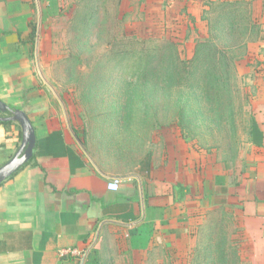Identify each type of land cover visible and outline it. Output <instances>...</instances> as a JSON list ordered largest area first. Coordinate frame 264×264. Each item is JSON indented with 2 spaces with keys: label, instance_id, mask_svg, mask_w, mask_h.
Wrapping results in <instances>:
<instances>
[{
  "label": "crops",
  "instance_id": "obj_1",
  "mask_svg": "<svg viewBox=\"0 0 264 264\" xmlns=\"http://www.w3.org/2000/svg\"><path fill=\"white\" fill-rule=\"evenodd\" d=\"M227 1L248 3L264 53V0ZM34 2L0 0V99L36 132L32 159L0 184V264H192L211 214L229 218L235 264H264V75L238 155L178 145L157 119L59 97L36 58ZM21 143L20 124L0 121V166Z\"/></svg>",
  "mask_w": 264,
  "mask_h": 264
},
{
  "label": "rangeland",
  "instance_id": "obj_2",
  "mask_svg": "<svg viewBox=\"0 0 264 264\" xmlns=\"http://www.w3.org/2000/svg\"><path fill=\"white\" fill-rule=\"evenodd\" d=\"M34 1L38 64L47 72V84L59 97L67 94L73 108L157 119L166 124L160 128L173 129L178 145L184 141L207 153L238 155L264 75L263 52L253 45L262 27L245 1L223 6V0H203L201 9L196 0ZM206 39L235 46L224 60L229 66L216 71L210 85L201 61L191 62L197 43ZM164 48L170 62L156 54ZM174 62L181 71L173 72ZM213 216L201 230L192 264H235L229 218L215 222Z\"/></svg>",
  "mask_w": 264,
  "mask_h": 264
},
{
  "label": "trees",
  "instance_id": "obj_3",
  "mask_svg": "<svg viewBox=\"0 0 264 264\" xmlns=\"http://www.w3.org/2000/svg\"><path fill=\"white\" fill-rule=\"evenodd\" d=\"M239 2L240 1H233L232 2V1L223 0V3H225V4H223V6H227V5H232L233 6V4L239 5L240 4ZM245 5L247 6L248 3H245ZM228 30H230V32L232 33L235 30L234 25L233 26H229ZM34 32H36V28H35ZM227 33L229 34V32H227ZM233 47H235V46H232V44H224V45H222L220 47V45L215 44L210 39H206L204 41H199L197 43L195 54H194L193 58L191 59V62L194 63L198 59L201 61L202 68L205 70V72L208 73V76L206 77V80L208 81L207 85H210V82H213L212 80L215 81V79H216V76H215L216 73L215 72L216 71H218V70L221 71L223 69L224 65L225 66H229V64H227L224 60L228 57V50L233 49ZM167 51H168V49L164 48V50L162 52H159L160 54H158V52L156 53L158 55V57L160 55V58L162 59L161 62H163V60H165V59L169 60V62H170V54L166 55ZM127 52L128 51H126V53ZM198 57H200V58H198ZM176 59L178 60L179 63L185 64L181 60V57H180L179 53H176ZM174 64L175 65H173V66H174V70L175 71H173V72H177L176 70H180V66H178V64H176L175 62H174ZM188 67L189 66L186 63V65L183 68H184V70H186ZM145 70L152 71V72L157 71L156 67H147V69H145ZM166 72H168V71H166ZM103 76L105 77V75H103ZM100 78H101V76H100ZM184 78H186V77H184ZM99 87L100 86H98L97 88H99ZM105 87H106V85H104V87H102L101 90H103V88H105ZM93 93H94L93 97H95V96L97 97L98 96V94L96 92H93ZM10 107L12 109H16L17 108L16 106H13V105H10ZM99 112H103V111H99ZM106 116L120 117L121 116L120 110L115 114V116H112L111 114L109 115V113H107Z\"/></svg>",
  "mask_w": 264,
  "mask_h": 264
},
{
  "label": "water",
  "instance_id": "obj_4",
  "mask_svg": "<svg viewBox=\"0 0 264 264\" xmlns=\"http://www.w3.org/2000/svg\"><path fill=\"white\" fill-rule=\"evenodd\" d=\"M0 111L10 112L9 116H0V121H16L22 128V143L17 152L0 166V184L11 177L18 169L32 159L36 146V132L28 114L20 109H12L0 99Z\"/></svg>",
  "mask_w": 264,
  "mask_h": 264
},
{
  "label": "built area",
  "instance_id": "obj_5",
  "mask_svg": "<svg viewBox=\"0 0 264 264\" xmlns=\"http://www.w3.org/2000/svg\"><path fill=\"white\" fill-rule=\"evenodd\" d=\"M108 188L110 190H114L117 191L120 188V180L119 179H112L109 183H108Z\"/></svg>",
  "mask_w": 264,
  "mask_h": 264
}]
</instances>
